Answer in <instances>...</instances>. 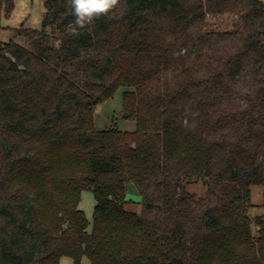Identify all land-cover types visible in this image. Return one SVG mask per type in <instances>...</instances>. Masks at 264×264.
<instances>
[{
	"label": "trees",
	"instance_id": "16d2710c",
	"mask_svg": "<svg viewBox=\"0 0 264 264\" xmlns=\"http://www.w3.org/2000/svg\"><path fill=\"white\" fill-rule=\"evenodd\" d=\"M43 8L0 44V264H264V0H117L76 31L71 0ZM120 87L135 130L95 129Z\"/></svg>",
	"mask_w": 264,
	"mask_h": 264
},
{
	"label": "rangeland",
	"instance_id": "374dc122",
	"mask_svg": "<svg viewBox=\"0 0 264 264\" xmlns=\"http://www.w3.org/2000/svg\"><path fill=\"white\" fill-rule=\"evenodd\" d=\"M43 0H13V9L9 15L4 12L1 7L0 14V44L8 43L15 40L20 44H26L24 36H17L15 29L20 27L40 30L43 20ZM239 20L232 14H225L216 17H209L207 21V29L210 30H233L240 29ZM126 88L120 87L114 95L99 103L94 111V127L97 130H107L115 128L121 131H134L136 128L135 121L126 119L122 116L123 111V92ZM186 189L191 194L198 197L205 195L206 189L200 182H192L186 185ZM126 198L129 204L126 209L140 212L141 196L133 183H129L126 187ZM262 187L259 185L251 186V207L249 213L252 217L262 215L264 212L262 206ZM96 201L90 190L81 192L79 208L84 212L89 221L88 230L91 229L93 220V211ZM256 227H253L254 235L257 234ZM264 235V231H263ZM61 264H74L70 257H62ZM82 264H91L87 257H83Z\"/></svg>",
	"mask_w": 264,
	"mask_h": 264
},
{
	"label": "clouds",
	"instance_id": "9594fccd",
	"mask_svg": "<svg viewBox=\"0 0 264 264\" xmlns=\"http://www.w3.org/2000/svg\"><path fill=\"white\" fill-rule=\"evenodd\" d=\"M117 0H71L72 12L75 20L72 22V31L90 23L94 17L107 13Z\"/></svg>",
	"mask_w": 264,
	"mask_h": 264
}]
</instances>
